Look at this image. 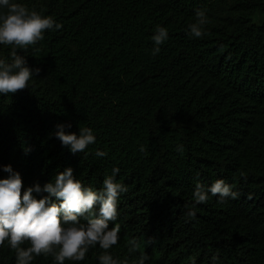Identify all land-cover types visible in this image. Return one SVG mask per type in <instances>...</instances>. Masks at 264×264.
<instances>
[{
  "label": "trees",
  "instance_id": "trees-1",
  "mask_svg": "<svg viewBox=\"0 0 264 264\" xmlns=\"http://www.w3.org/2000/svg\"><path fill=\"white\" fill-rule=\"evenodd\" d=\"M14 2L62 28L46 31L38 51L18 50L33 78L22 91L0 94V179L11 165L27 191L71 167L98 191L119 168L116 182L127 191L109 224L120 225L109 250L118 264H138L141 253L145 264H264V22H253L264 0ZM198 9L208 23L195 38L188 26ZM157 26L168 39L153 56ZM11 51L0 45V59ZM58 124L71 125L67 134L91 128L96 142L73 155L54 135ZM220 179L238 198L219 203L209 193L195 205L196 184ZM132 239L139 250H129ZM103 251L97 244L84 261L65 264H100ZM0 264H16L7 242ZM32 264L55 261L41 255Z\"/></svg>",
  "mask_w": 264,
  "mask_h": 264
},
{
  "label": "clouds",
  "instance_id": "clouds-1",
  "mask_svg": "<svg viewBox=\"0 0 264 264\" xmlns=\"http://www.w3.org/2000/svg\"><path fill=\"white\" fill-rule=\"evenodd\" d=\"M0 9H6L0 14V45L12 48L10 59H0V94L7 96L28 88L33 78V69L28 66L27 58L18 54V50L26 52L33 47L34 51H38L34 46L44 39V33L59 30L62 25L56 23L53 17L43 16L35 10L29 11L14 0H0ZM207 23L205 10L198 9L196 21L188 26L189 34L200 38L205 34L204 26ZM151 39L154 43L152 55L156 56L161 51L160 46L168 39L167 29L157 26ZM39 71L35 69L37 75ZM65 127L71 125L58 124L54 135L73 155L84 152L96 142L91 128H80L77 135L67 134ZM140 151H145L143 146ZM176 151L182 154L183 145L178 144ZM95 154L97 157L107 156L106 152L99 150ZM2 170L8 176L0 179V247L7 242L16 253V264H32L34 256L41 255L53 256L55 264H65L66 260L84 261L89 249L97 244L104 250L99 256L100 264H118L109 250L120 239V225L115 224L110 229L109 224L117 219L120 194L127 191L123 184L116 182L119 168H114L111 175L105 176L103 188L98 191L84 187L74 177L71 167L58 172L53 181L43 188L37 184L27 191H22V177L11 165L4 166ZM34 193L48 195L37 199ZM209 193L218 196L219 203L239 196L222 179L209 187L197 183L193 193L195 205L207 203ZM195 205L188 211L189 217L196 216ZM81 218L86 222H81ZM25 242L30 246L22 247ZM147 242L151 243L152 240ZM128 243L130 251H137L141 247L136 239ZM148 259L147 255L141 253L138 264H145ZM216 259V256L212 257L214 262Z\"/></svg>",
  "mask_w": 264,
  "mask_h": 264
},
{
  "label": "rangeland",
  "instance_id": "rangeland-1",
  "mask_svg": "<svg viewBox=\"0 0 264 264\" xmlns=\"http://www.w3.org/2000/svg\"><path fill=\"white\" fill-rule=\"evenodd\" d=\"M253 22L255 24H260L264 22V15L257 13L253 16Z\"/></svg>",
  "mask_w": 264,
  "mask_h": 264
}]
</instances>
